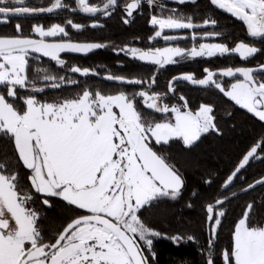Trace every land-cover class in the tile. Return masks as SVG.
<instances>
[{
	"label": "snow or ice",
	"instance_id": "1",
	"mask_svg": "<svg viewBox=\"0 0 264 264\" xmlns=\"http://www.w3.org/2000/svg\"><path fill=\"white\" fill-rule=\"evenodd\" d=\"M169 2L175 6L158 0H74V5L50 0L47 6L0 0V26L14 18L66 14L62 22L32 23L27 31L16 22L13 31H0V264H158L157 239L196 243L199 264H264V192L259 206L255 199L246 202L232 222L230 242L220 243L225 206L264 189V174L251 182L241 175L253 162L264 164V60L255 66L204 67L201 78L182 72L163 91L157 85L166 65L264 56V0H207L203 14L199 7L190 14L182 10L197 0ZM217 9L241 22L243 38H233L213 18ZM145 12L153 29L147 40L162 39L166 46L73 39L69 32L103 29L100 21L113 15L130 25ZM78 13L90 24L75 22L71 17ZM189 40L190 47L180 46ZM105 48L156 71L149 78L101 76L95 68H68L61 58ZM44 58L48 64L37 66ZM61 69L66 74H59ZM73 74L116 87L81 86ZM184 82L219 97L224 115L211 101L193 110L185 95H177ZM235 106L250 114L251 144L220 173L194 160L192 150L205 134L222 139L235 131L236 124L229 128L224 119L233 117ZM173 142L180 145L176 154ZM189 169L196 170L198 181ZM177 205L200 209L202 242L194 233L172 234L156 226L176 217Z\"/></svg>",
	"mask_w": 264,
	"mask_h": 264
},
{
	"label": "trees",
	"instance_id": "2",
	"mask_svg": "<svg viewBox=\"0 0 264 264\" xmlns=\"http://www.w3.org/2000/svg\"><path fill=\"white\" fill-rule=\"evenodd\" d=\"M50 0H29V3H35L37 5L46 6ZM66 3L74 5L73 1L65 0ZM91 3H102L103 0H90ZM164 3L173 7L169 0H164ZM206 2L204 0H198L197 5H185L182 10L190 14L194 7H199L201 13L207 11L204 8ZM214 12V11H213ZM66 14L59 16H43L39 18H28L17 21L15 18L12 23L7 26H0V31H13L14 24L21 22L25 25V31L28 30L32 23H43L45 25L52 22H62ZM71 18L77 23L90 24V21L81 14H75ZM221 24V20H218ZM101 23L105 24L103 29H86L81 34H75L73 30L69 28L70 35L73 39H83L94 41V42H112L116 45H123L125 42L129 43L130 46H141L149 47L150 44L147 42V37L152 34L153 29L147 23V12L144 16L136 15L134 22L130 25H123L119 19V15H113L111 19H102ZM219 30V29H217ZM182 46H188L187 41L181 43ZM67 62V67L70 68L73 64L80 67L95 68L101 73V76L105 72H112L115 74H122L128 76L144 77L149 78L153 71H156L155 66H149L137 63L135 61H128L121 56L115 55L111 49H99L93 54L87 57H70L66 56L63 58ZM215 60V59H214ZM194 61H185L180 65H166L163 69H160L157 76V85L159 90H165L168 79L181 71H188V65ZM48 64V60L44 59V64H37V66L43 67ZM53 67L55 65L53 64ZM59 74H66V69L59 70ZM73 79L79 80L81 86L85 82L87 83H99L101 87L108 91L116 87L112 83L100 81L96 77L87 78L78 77L72 75ZM179 93L185 95L189 101L190 107L196 105L199 102H213L216 106L217 114L223 116L226 105L223 101L215 96L211 95L206 91L199 89H193L184 84H179ZM76 91L75 88L70 89ZM128 90H132L129 88ZM139 90V89H137ZM64 91H69L65 89ZM48 95H55V93L48 92ZM226 99V98H224ZM174 102V101H173ZM231 104L232 102H228ZM232 111V109H229ZM250 114H246L245 110L240 109L239 106H235L234 115L231 119L227 116L224 119L227 121V126L230 128L233 123L236 124L235 131L226 132V135L222 139H218L215 134H205L198 142L197 146L192 150V158L198 160L199 163L213 171L219 170L223 173L225 164L230 157H235L241 150H246V145L250 146L251 141L249 134L252 132V124L249 119ZM254 119V118H252ZM257 132L259 131V122L256 125ZM259 138L258 135L256 137ZM180 145L176 142L171 144V150L174 154L179 151ZM261 174H264V164L253 162L241 175H246L248 182L252 179H258ZM188 175L195 181L199 180V176L196 174L195 169H189ZM243 186V185H239ZM264 189H257L253 193L248 195H241L237 199L231 201L225 207L227 209V216L223 221V225L220 229V243L221 245H227L230 242V230L232 228V222L242 214V208L253 199H255L259 206V201L262 199L261 193ZM177 215L171 218L169 222L163 224L157 222L156 226L166 232L172 234H179L181 232L185 234H195L200 242L203 241V237L200 232V225L202 221V215L199 208L196 209H181L179 205L176 206ZM154 248L158 254V264H199L200 256L198 254V246L196 243L187 242L180 243L178 245L172 244L167 239H157L154 241Z\"/></svg>",
	"mask_w": 264,
	"mask_h": 264
},
{
	"label": "flooded vegetation",
	"instance_id": "3",
	"mask_svg": "<svg viewBox=\"0 0 264 264\" xmlns=\"http://www.w3.org/2000/svg\"><path fill=\"white\" fill-rule=\"evenodd\" d=\"M68 1H70V0H68ZM71 1L74 2V0H71ZM204 1L207 2V0H204ZM163 4H165L164 0H163ZM212 16H213V18L222 21L221 25L224 27V30L226 32L230 33L233 38H243V34L240 32V23L241 22L236 21L235 18L231 17L229 14H227V13H225L223 11H220L218 9L214 10V12H212ZM197 22H199V20ZM209 30H211V29H209ZM152 34H153V32H152ZM165 34H174V33H169V32L166 31ZM181 34H187V33H181ZM147 42H148V44H150L149 47H163V46H166L162 39H159V40L154 41V42H149L147 40ZM182 42H184V41L180 42V46H182L181 45ZM218 42H223V41H218ZM187 44H188V46H184V47H190L191 46V41L190 40L187 41ZM133 47H138V46L134 45ZM138 48H145V47L139 46ZM95 52H93V53H95ZM93 53H90V54H93ZM90 54H88L86 56H80V57H87ZM66 56L75 57V56H79V55L64 54V55H61V58H66ZM120 56L122 58H124V59H127L128 61H135V60H130L127 57H124L122 54ZM44 59L47 60V58H44ZM261 60H264V56H257L255 59H252V60H249V61H242L239 58L238 55H232V56H226V57H214V58H208V59L196 58L193 63H190L187 66L188 69H189L188 71H181V72H178V73H176L174 75H179L182 72H192L193 74H195L197 76V78H201L202 77V71H203L204 67H209V68L215 70L217 68L227 67V66H232V67L255 66ZM137 63H139V62H137ZM140 64H142V63H140ZM144 65H147V64H144ZM149 66H153V65H149ZM73 75L78 76L76 74H73ZM174 75H172V76H174ZM78 77H80V76H78ZM171 77L169 79H171ZM225 79H226V81L230 82L229 78H225ZM105 82H107V81H105ZM108 83H111V82H108ZM181 84H184V85H186L188 87H191L193 89H199L198 87L191 86L190 84H188L186 82L181 83ZM199 90H201V89H199ZM180 94L181 93L177 92V95H180ZM199 103H201V102H199ZM199 103H196V105L192 106V109L195 110V108L198 107Z\"/></svg>",
	"mask_w": 264,
	"mask_h": 264
},
{
	"label": "water",
	"instance_id": "4",
	"mask_svg": "<svg viewBox=\"0 0 264 264\" xmlns=\"http://www.w3.org/2000/svg\"><path fill=\"white\" fill-rule=\"evenodd\" d=\"M219 10V9H218ZM220 11H223V10H220ZM81 15H84V14H81ZM85 16V15H84ZM95 51H97V50H95ZM94 51V52H95ZM93 53V52H92ZM64 54H70V55H79V56H86V55H81V54H72V53H61V55H64ZM90 54V53H89ZM88 55V54H87ZM130 59V58H129ZM131 60V59H130ZM136 61V60H135ZM136 62H139V63H142V64H147V63H144V62H140V61H136ZM147 65H150V64H147ZM76 75H78L79 76V74H76ZM108 82V81H107ZM187 83V82H186ZM191 86H193V85H191ZM195 87H197V86H195Z\"/></svg>",
	"mask_w": 264,
	"mask_h": 264
},
{
	"label": "built area",
	"instance_id": "5",
	"mask_svg": "<svg viewBox=\"0 0 264 264\" xmlns=\"http://www.w3.org/2000/svg\"><path fill=\"white\" fill-rule=\"evenodd\" d=\"M158 2L163 4V0H158Z\"/></svg>",
	"mask_w": 264,
	"mask_h": 264
}]
</instances>
